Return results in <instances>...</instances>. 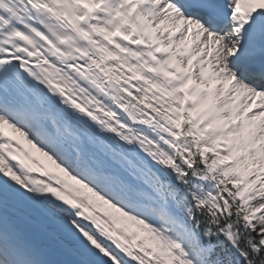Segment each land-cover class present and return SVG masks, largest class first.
<instances>
[{
    "label": "snow or ice",
    "instance_id": "snow-or-ice-1",
    "mask_svg": "<svg viewBox=\"0 0 264 264\" xmlns=\"http://www.w3.org/2000/svg\"><path fill=\"white\" fill-rule=\"evenodd\" d=\"M0 264H264V0H0Z\"/></svg>",
    "mask_w": 264,
    "mask_h": 264
}]
</instances>
